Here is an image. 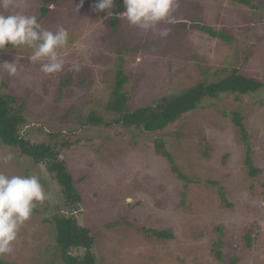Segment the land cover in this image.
I'll use <instances>...</instances> for the list:
<instances>
[{"label":"rangeland","instance_id":"rangeland-1","mask_svg":"<svg viewBox=\"0 0 264 264\" xmlns=\"http://www.w3.org/2000/svg\"><path fill=\"white\" fill-rule=\"evenodd\" d=\"M17 3L0 12L34 15L44 29L68 31L67 63L63 71L45 74L40 62L28 60L31 48L6 46L0 62H15L18 71L9 76L0 67V90L24 104L23 135L53 145L66 161L82 197L76 213L94 236L98 264H264V87L208 96L158 131L84 123L91 112L107 120L119 116L107 107L119 68L129 77L124 89L130 110L216 82L235 68L264 83V0H180L174 23L148 31L121 17L123 0L102 12L95 10L97 0L80 7L81 0ZM164 29L168 34L161 36ZM76 64L79 71L70 70ZM234 112L243 117L248 145ZM157 140L174 163L157 152ZM8 152L14 159L0 162V172L38 176L51 199L36 204L12 253L0 260L65 264L53 216L70 210L57 180L44 163L0 140V155ZM151 229L172 237L150 235Z\"/></svg>","mask_w":264,"mask_h":264},{"label":"trees","instance_id":"trees-1","mask_svg":"<svg viewBox=\"0 0 264 264\" xmlns=\"http://www.w3.org/2000/svg\"><path fill=\"white\" fill-rule=\"evenodd\" d=\"M247 3L249 0H239ZM122 3V2H121ZM48 8H43L46 14ZM196 26V25H195ZM200 28V24L196 26ZM205 27V26H203ZM114 28L115 25H114ZM203 29V28H201ZM215 37H223L215 31H210ZM11 46V45H9ZM129 80L122 68L116 72L115 86L112 91V98L108 103V109L118 113V117L107 120L103 116H98L91 112L84 120L85 124L110 125L114 123L122 124L127 128H142L152 132L165 128L169 123L176 121L184 113H187L203 101L206 97H217L221 93H241L248 94L260 90L264 83L256 78L249 77L234 69L228 76L212 83L201 82L178 94L164 96L153 104L140 106L130 110L127 106L129 101L128 91L124 85ZM234 122L240 127L243 138L248 145V133L243 124V117L239 112L233 114ZM27 121L24 104L18 102L17 98L6 91L0 90V140L3 144L19 149L21 154L29 156L36 164L44 163L47 170L51 173L60 186L61 192L65 197V207L70 210L67 215H54L53 221L56 225V241L65 264H98L97 256L94 252V236L86 226H83L78 219L77 211L82 201L78 192L73 175L68 169L66 161L60 157L59 151L53 145L45 142H35L23 135L22 129ZM60 133L52 136L57 137ZM66 146L69 142L61 143ZM57 145V144H56ZM156 150L162 155L167 156L173 163L174 159L166 150L164 144L156 141ZM250 149V148H249ZM251 151V149H250ZM246 163L250 166V174L255 175L258 171L252 165V159L248 155ZM173 170L180 178L187 177L173 165ZM223 198H224V194ZM148 233L158 238H170L172 234L165 230L151 229ZM248 245H251V238L248 235ZM84 250L82 253L76 250ZM222 258L220 251L217 252ZM235 261V259H234ZM0 264H7L0 260Z\"/></svg>","mask_w":264,"mask_h":264},{"label":"clouds","instance_id":"clouds-1","mask_svg":"<svg viewBox=\"0 0 264 264\" xmlns=\"http://www.w3.org/2000/svg\"><path fill=\"white\" fill-rule=\"evenodd\" d=\"M126 11L121 17L129 24L144 31L155 29L161 22H175L174 12L180 6V0H123ZM115 0H97L95 10H111ZM83 0H81L82 6ZM18 7L17 0H0L4 10ZM168 30L160 32L166 36ZM69 33L60 26L55 32L44 29L34 15L4 14L0 12V51L11 45L19 49L27 46L33 51L28 56L31 63L40 62L41 71L53 74L63 71L67 61L62 55L69 43ZM9 76L16 75L18 68L15 62H0ZM70 70L79 71V65H72ZM14 159L11 152L0 155V162L7 164ZM40 178L36 175L9 176L0 172V254H10L13 242L17 240L19 230L32 215L37 203L50 200Z\"/></svg>","mask_w":264,"mask_h":264}]
</instances>
